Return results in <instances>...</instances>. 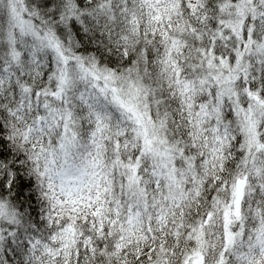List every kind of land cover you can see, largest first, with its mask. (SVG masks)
I'll use <instances>...</instances> for the list:
<instances>
[{"label": "snow or ice", "instance_id": "snow-or-ice-1", "mask_svg": "<svg viewBox=\"0 0 264 264\" xmlns=\"http://www.w3.org/2000/svg\"><path fill=\"white\" fill-rule=\"evenodd\" d=\"M0 264H264V0H0Z\"/></svg>", "mask_w": 264, "mask_h": 264}]
</instances>
